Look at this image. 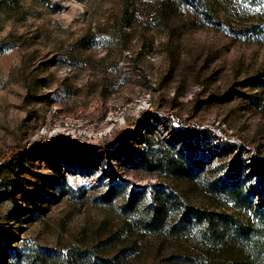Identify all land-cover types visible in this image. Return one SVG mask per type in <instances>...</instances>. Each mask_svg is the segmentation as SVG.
I'll return each mask as SVG.
<instances>
[{
	"label": "rangeland",
	"instance_id": "374dc122",
	"mask_svg": "<svg viewBox=\"0 0 264 264\" xmlns=\"http://www.w3.org/2000/svg\"><path fill=\"white\" fill-rule=\"evenodd\" d=\"M262 244L264 0H0V264Z\"/></svg>",
	"mask_w": 264,
	"mask_h": 264
},
{
	"label": "trees",
	"instance_id": "16d2710c",
	"mask_svg": "<svg viewBox=\"0 0 264 264\" xmlns=\"http://www.w3.org/2000/svg\"><path fill=\"white\" fill-rule=\"evenodd\" d=\"M236 191V190H235ZM166 210L167 209H165L164 207H162V205L161 204H159V205H157V207L155 208V210L153 211V220H152V224L155 226V224L158 222V221H160L161 219H162V215H163V213L164 212H166ZM185 210L187 211V212H189V213H192V214H199L200 212H199V210H198V208L197 207H195V206H188V207H186L185 208ZM175 228V226L174 225H172V227H170V229H174ZM255 237H257V238H260L259 237V232L258 231H256V233H255ZM259 248L260 249H263L264 248V244H262V245H259ZM42 253H37V255H36V258H35V262H36V264H44L43 263V260H42ZM242 264H260V261H256V260H253V259H248V258H246V259H243V261H242Z\"/></svg>",
	"mask_w": 264,
	"mask_h": 264
}]
</instances>
